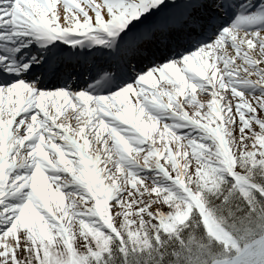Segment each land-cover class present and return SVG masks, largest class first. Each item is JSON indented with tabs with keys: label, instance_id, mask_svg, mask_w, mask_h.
<instances>
[{
	"label": "snow or ice",
	"instance_id": "snow-or-ice-1",
	"mask_svg": "<svg viewBox=\"0 0 264 264\" xmlns=\"http://www.w3.org/2000/svg\"><path fill=\"white\" fill-rule=\"evenodd\" d=\"M0 264H264V0H0Z\"/></svg>",
	"mask_w": 264,
	"mask_h": 264
}]
</instances>
